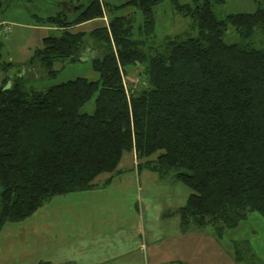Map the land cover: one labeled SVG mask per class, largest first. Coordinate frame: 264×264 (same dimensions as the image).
I'll return each mask as SVG.
<instances>
[{"label":"trees","instance_id":"16d2710c","mask_svg":"<svg viewBox=\"0 0 264 264\" xmlns=\"http://www.w3.org/2000/svg\"><path fill=\"white\" fill-rule=\"evenodd\" d=\"M66 1L54 14H35L57 31L25 67L50 77L57 63L90 59L99 77L35 88L20 73L0 84V230L54 196L94 187L129 152L138 168L190 187L174 211L183 229L211 226L222 235L249 212L264 219V47L255 44L257 30L264 36V7L222 16L224 0H171L190 28L157 42L154 8L162 0L110 7L137 5L139 27L134 16L117 14L91 31L73 27L104 17L108 3ZM230 30L238 41H226ZM87 47L90 57L82 56ZM138 65L144 84L129 89L124 77ZM246 244H232L239 262Z\"/></svg>","mask_w":264,"mask_h":264},{"label":"crops","instance_id":"0c3cea01","mask_svg":"<svg viewBox=\"0 0 264 264\" xmlns=\"http://www.w3.org/2000/svg\"><path fill=\"white\" fill-rule=\"evenodd\" d=\"M98 20L104 18L91 22ZM33 27L57 31L37 21ZM128 156L114 173L99 175L94 187L54 196L31 217L7 222L0 230V264L245 263L232 248L228 258L202 253L203 240H215L202 237L205 228L183 229L174 213L187 203L190 187L138 168L135 153Z\"/></svg>","mask_w":264,"mask_h":264},{"label":"rangeland","instance_id":"374dc122","mask_svg":"<svg viewBox=\"0 0 264 264\" xmlns=\"http://www.w3.org/2000/svg\"><path fill=\"white\" fill-rule=\"evenodd\" d=\"M61 0H13L0 9V21L5 20L13 25L11 32H0V66L4 63L12 62L11 66L8 65L6 70L0 71V84L5 83L9 78L16 74L24 73L27 75L28 80L26 86H33L35 88L48 87L78 76L87 77L95 80L99 77V73L92 67L90 59H82L77 62L69 63L61 66L57 63L56 67L59 72L50 77H44L45 71L40 70L39 66L25 67L31 59L34 50L42 45L43 35H51L54 31H47L44 29H35L33 24H36L35 14L46 16L54 14L63 7L60 3ZM69 1V0H68ZM74 4L83 3L87 4L90 0H71ZM105 6L106 14L104 20L85 23L82 26H74L73 30H86L91 31L94 27L107 23L109 18L113 15H127L130 14L137 19V27L143 23L144 14L137 5H125L118 9L110 7L122 5L128 0H102ZM180 2H188L190 0H179ZM258 7H264V0H224V2L217 8L220 15L237 12H253ZM156 30L155 41H163L168 36L189 30L191 18L185 17L183 13L178 11L171 0H162L155 8ZM73 16V15H72ZM257 35L260 38L255 39V44L264 47V36L257 30ZM239 35L230 30L226 33L225 39L227 42H234L239 40ZM91 48L87 47L82 56L90 57ZM141 66L131 70L129 75H125L124 80L126 86L130 88L140 87L144 84L139 76ZM93 99L87 104V109L93 108ZM124 161L129 158L128 153L124 154ZM134 161L137 163V159ZM123 162V160H122ZM157 177L156 173H152ZM203 238L207 235L215 241L203 240L201 243L202 253H207L208 257H218L229 255V250L234 241L247 243V251L243 253L244 262L242 264H264V219L258 212H249L245 220H242L235 228L225 229L222 235L215 233L214 228L209 226L205 228ZM215 238V239H214ZM255 247H253V244ZM205 245V246H204ZM220 246V248L218 247ZM231 246V247H230ZM221 250V254L216 251ZM229 252V253H228Z\"/></svg>","mask_w":264,"mask_h":264},{"label":"built area","instance_id":"2783aa9c","mask_svg":"<svg viewBox=\"0 0 264 264\" xmlns=\"http://www.w3.org/2000/svg\"><path fill=\"white\" fill-rule=\"evenodd\" d=\"M12 29H13L12 23L5 21V20L0 21V32L3 31V32L8 33V32H11ZM170 264H178V263L172 262Z\"/></svg>","mask_w":264,"mask_h":264},{"label":"water","instance_id":"95a60500","mask_svg":"<svg viewBox=\"0 0 264 264\" xmlns=\"http://www.w3.org/2000/svg\"><path fill=\"white\" fill-rule=\"evenodd\" d=\"M11 1H13V0H0V9H2L7 3L11 2ZM60 3L63 4V5H67V1L66 0H61ZM71 9L72 8H69V10H71Z\"/></svg>","mask_w":264,"mask_h":264}]
</instances>
